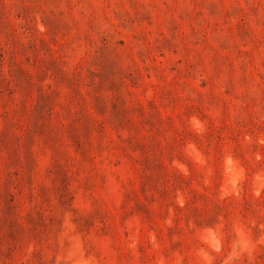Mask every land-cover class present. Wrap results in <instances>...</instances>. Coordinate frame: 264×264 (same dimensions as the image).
<instances>
[{"label": "rangeland", "instance_id": "obj_1", "mask_svg": "<svg viewBox=\"0 0 264 264\" xmlns=\"http://www.w3.org/2000/svg\"><path fill=\"white\" fill-rule=\"evenodd\" d=\"M0 264H264V0H0Z\"/></svg>", "mask_w": 264, "mask_h": 264}]
</instances>
